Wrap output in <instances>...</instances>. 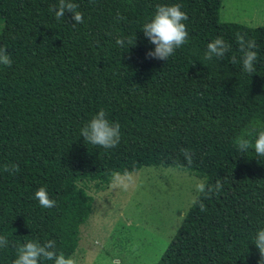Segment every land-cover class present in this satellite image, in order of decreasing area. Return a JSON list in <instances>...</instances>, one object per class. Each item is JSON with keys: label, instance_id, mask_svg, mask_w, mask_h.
<instances>
[{"label": "trees", "instance_id": "trees-1", "mask_svg": "<svg viewBox=\"0 0 264 264\" xmlns=\"http://www.w3.org/2000/svg\"><path fill=\"white\" fill-rule=\"evenodd\" d=\"M57 20L58 0H0V46L13 63L0 65V264H12L16 246L54 239L71 256L80 227L92 212V185L142 167L188 171L221 188L206 211L191 205L155 264H257L252 243L264 228V159L240 155L234 140L264 130V25L222 22V0H75ZM157 4H180L188 42L166 62L141 30ZM119 13L123 19L118 20ZM237 34L256 42L257 72L233 65ZM127 50L118 37L132 38ZM221 36L230 45L223 60H204L207 44ZM121 129L118 147L88 145L80 128L99 110ZM193 154L187 164L181 149ZM18 165L9 175L5 166ZM47 189L56 206L34 198ZM44 264H51L50 261Z\"/></svg>", "mask_w": 264, "mask_h": 264}, {"label": "rangeland", "instance_id": "rangeland-1", "mask_svg": "<svg viewBox=\"0 0 264 264\" xmlns=\"http://www.w3.org/2000/svg\"><path fill=\"white\" fill-rule=\"evenodd\" d=\"M222 22L264 25V0H222ZM104 189L90 185L92 212L81 225L76 264H155L176 232L202 180L173 167L145 166Z\"/></svg>", "mask_w": 264, "mask_h": 264}, {"label": "clouds", "instance_id": "clouds-1", "mask_svg": "<svg viewBox=\"0 0 264 264\" xmlns=\"http://www.w3.org/2000/svg\"><path fill=\"white\" fill-rule=\"evenodd\" d=\"M94 2V0H90ZM79 5L75 0H58V4L51 11L54 12L57 20L65 18L66 13H71V19L75 23H83V14L78 10ZM117 19H123L117 14ZM188 20L186 12L181 10L180 4H157L156 10L150 20L142 25L141 30L148 41L155 45L154 50L146 53L147 57L158 58L168 61L188 42L189 33L184 23ZM136 36L132 38L118 37L116 44L126 50L135 43ZM237 43L239 45L240 57L230 58V62L235 65L240 63L245 73L251 75L257 72L255 67L258 54L255 51L256 42L247 39L245 36L237 34ZM230 45L221 36L210 41L206 46L204 60L217 61L223 60L229 53ZM13 60L7 51L6 46H0V65L10 67ZM80 136L86 144L103 148L105 151L118 147L121 141L120 124L117 121H110L108 114L104 109H99L89 120L80 128ZM234 147L240 155H247L249 151L255 153V158L264 159V130L255 128L246 130L234 140ZM181 154L185 157L188 165L193 163V154L188 149H181ZM4 171L9 175H16L19 172L18 165L5 166ZM114 183L126 187L124 181L119 176H114ZM196 191L210 198V194L219 192L221 183L216 182L214 186L207 185L205 182H197ZM34 198L43 209H49L56 206L57 201L49 197L48 191L44 187L36 190ZM193 205H199L201 211H206L204 203L196 197L192 200ZM252 243L259 251V260L257 264H264V228L256 230ZM9 240L7 236L0 235V249L7 248ZM50 261L51 264H76L71 256H65L63 252H58L57 242L54 239H47L43 242L39 240H28L27 242L16 246V258L12 264H44Z\"/></svg>", "mask_w": 264, "mask_h": 264}]
</instances>
